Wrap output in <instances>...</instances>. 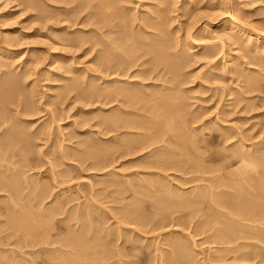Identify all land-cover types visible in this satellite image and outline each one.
Segmentation results:
<instances>
[{
    "label": "bare ground",
    "instance_id": "6f19581e",
    "mask_svg": "<svg viewBox=\"0 0 264 264\" xmlns=\"http://www.w3.org/2000/svg\"><path fill=\"white\" fill-rule=\"evenodd\" d=\"M5 1L6 0H3L0 4ZM8 1L17 2V4L23 6L27 5L28 2L33 8L35 6H33L34 2L32 1V3L29 0ZM128 1L129 0H91L93 4V6L91 5V11L94 13V15H92L94 21L92 23V27L90 28V31H92V33L90 32L91 35L84 34V36L80 34L81 32L78 34L77 31H79V29H74L69 32L71 35L68 34V37H65V40L63 37V40H61L62 38L60 39V43L62 45L79 46L80 48V46L87 44L88 50L92 49L96 52L95 57L97 58H93L95 62L93 63L94 60H92V63L96 66L95 69L97 68L99 70V74L101 75L95 77L90 73L88 77L93 79H88L89 81L84 82L86 84L82 89H80L82 86H80V88H78L79 86H76V83L79 85L77 81L76 83L72 82L71 84H74L72 85L73 89L75 88L77 90L79 93L77 95H80V97L84 96L88 99L95 97L99 98L97 100L101 101L104 106H107V104L112 105L109 108L110 113L108 110L107 115L106 113L105 115L103 114L104 116H101L102 119H100L102 122L100 123L103 134L113 133L111 140L114 139L113 146L108 145V147H105L104 145V148L106 149L105 151L104 149L102 150L107 156L105 157L104 155L102 162L106 160L108 161V159L111 162L117 161L116 158H119L120 156L130 155L140 150L143 151V149L148 151L150 148L148 151L150 155L152 154L151 152H154L155 150L158 152H154L152 154L153 159L151 158L150 160L145 161L146 165L143 164L145 167L142 169L157 168L159 170L158 172H160V170H166V167H175L174 164H176L179 170L184 168L189 173L198 174L193 175L191 179L193 181L204 180V177L202 176L203 174L213 175L216 173L214 176L211 175L209 178L208 176L206 177L207 180L210 181H208V187L206 186L204 189L202 187L203 190L200 191L199 194H195V191L192 197L188 196L189 198L186 197L187 199L185 200L179 198L182 197L179 196L180 192H185L183 188L179 191V187L177 188L178 191H176V189L172 190L170 187L169 190L167 189L166 193L163 192V195L160 193V197L156 194V196H158L157 199L154 193L153 195L156 199H154V202H157L156 204L160 205V212L159 214H157L158 212L156 214L154 213L155 216L158 215V218L154 221L156 223V227H153L157 228V223H163L167 219L166 217L170 211L172 213L173 211L183 212V210L185 211L187 208L188 210L189 208H193L192 211L187 210V214H189V223H193V229L195 231H202L203 233L210 232L209 235H207L210 241H213L215 244L220 243L228 246H225L222 249L233 252V254H235L234 261L237 259L248 263L250 261L257 263L263 262L264 174H262L261 168H264V149L262 150L260 147L257 150L259 146L256 144L255 146H258L257 148L252 147L256 148V153L253 152V149L250 150L251 147L249 148V153L244 152V149L242 151V148L233 149L229 157L230 159L232 157V160L236 159L238 161V167L234 171L225 170L228 167V164L230 165V163H226L225 161V163L220 165L217 164L216 166L214 165V167L204 165L206 160H213L217 153H209L206 155V153H204V150L207 149L206 146L203 148L201 145L195 143V137L193 135H189L191 132H188V134L186 132L187 130H185L186 127H184L186 122V113L184 110L185 105L182 103V98L185 97V94L180 85L186 81L182 71L183 67L186 65V61L188 60V54L187 51L181 49V45V50H177V46H179V43H177L178 41H169L170 37L166 34L167 30H169V27L167 28L166 26H168L171 18H167L168 15L166 16V11L168 10L160 7V5L165 6L168 2L166 0H153L151 4L154 3L155 11L152 10L150 12L149 10H146L147 14H149L147 15L146 12H144L148 17L145 16L147 18H138V16H135L133 11H131L132 6H129L131 3ZM169 11L171 10L169 9ZM228 15L230 16V14ZM5 17L7 19L5 14H0L1 21ZM233 23L232 21H229L228 23L217 22L213 25L214 29H221L226 35L223 37L222 32L220 36V34L216 33V31L214 34L216 33L217 36L225 38V42L227 40L230 43H237L239 41H245L246 43V41H249L251 37H253L252 39L255 43L264 41V35H261L259 32V34L255 32L250 35L245 34L244 29L239 28ZM62 41L65 43H62ZM189 41H191V39ZM248 41L246 46L250 43H248ZM20 45L21 41L18 37L6 35V37L1 38L0 36V264H142V261L144 260L140 259L141 256L136 252V248L134 249V247H136V245H134L135 242H133L131 246H127L124 243L126 242L128 244L129 240L125 241L127 238H124L121 239L123 243L122 245L117 244L119 242L118 241L115 245L113 244V246L111 244L113 239H111V237L113 236V233L110 231L105 233V230L98 229L93 224L85 223V221H92V218L91 221L89 219L91 215L89 214L88 209L85 210L86 212L83 211L84 209L82 210L85 212V215L87 214L86 217H82L81 213L83 212L80 213V210L78 209L79 214L67 213L65 217L62 216V219L59 217V214L62 215L67 211L63 209L64 207L61 208L63 204L61 205L59 202L60 205L58 204L54 207L53 205L54 203L56 204V200L53 202V198L52 201L50 200L52 204L50 203L49 205H46L47 202H44L47 200L46 198L49 197L50 193H52L49 190L51 188L50 185L47 186L46 184L38 183L39 181H34L32 177L33 175L31 176V179L25 175L28 174V170L35 169L34 166L30 164V157L33 150L32 148L30 149L32 141H34L35 138L40 139V135L44 136L45 134H49L50 132L48 133V126H51L50 123L54 122L56 118L54 119L55 114L51 115L49 118L50 123L47 122V124L38 125V127L35 126L36 128H34L31 132L24 129L26 124L22 125L24 123H31V121L28 122L29 120L22 117L26 114H34L31 112L33 111V108H31L33 105L30 106L31 104L25 102L27 98L24 100L23 95L20 96L23 94L20 89V93L22 92L21 94L16 88V90L13 88L18 85L15 84L19 81L16 82L14 81V79H16L15 77H13V79L9 76L14 75L18 77L19 80H24L23 73L25 71L23 69L30 68L31 64H33L31 62H34L35 60L31 61L29 59L30 61H28L27 58L24 60H18V57L21 54L20 52H22L19 47ZM244 45L243 47L246 48ZM249 46L247 48H249ZM205 48L206 47L200 51H196V53L198 52L197 54L200 58L202 57L207 59L208 56L211 57V53L209 54L210 51H206L208 46L207 49ZM56 59L58 60V58ZM74 67L75 66H73V68ZM17 69H19V71H17ZM14 70H16V72ZM78 74L84 75L86 73L84 72V74ZM153 80H157L156 82L160 83H156ZM96 81L100 83H95ZM257 81L256 77H250V80L246 83L248 85V90L255 89L258 86L259 81ZM13 84L15 86L12 87ZM153 87H159V89L157 90ZM5 108H8L11 113L9 114L10 111L8 110L5 112ZM30 125L31 124H29V126ZM124 134L129 135V137L121 138L120 136ZM88 141L87 144L85 143L87 146L83 149H87V147H90L91 149L96 148V150L99 149L97 147H99L100 144L96 145L94 139H91V142ZM237 141L242 142V138ZM107 144L110 143L108 142ZM172 145H177V147L179 146L180 150L178 149L176 152L174 149L172 150L168 148L170 146L173 147ZM34 146H36V144ZM67 147L69 148V146ZM62 150L61 157L69 158L70 154L67 153L68 150L66 152L64 148ZM78 153L80 154V152ZM83 153L84 151L82 154ZM95 154H93L92 151V155L95 156ZM147 154L148 153L145 155ZM99 155L96 156L100 157ZM176 155H178V157L181 155L185 158L173 160L172 158ZM109 157L112 158L110 159ZM176 159L178 158L176 157ZM85 161V157L82 156L81 162L84 163ZM93 161L95 162V160ZM175 161L178 163H175ZM49 163L52 165V161L50 162L49 160ZM95 164H99V160H97V163ZM52 167L53 166H51V169ZM97 167H99V165ZM26 168L28 169L27 172L25 171ZM59 172L56 173L55 171L50 170L49 174L51 176V182L53 181L57 184L62 180L58 181V176H61L63 171L60 172V174ZM143 173H147L149 175L152 174L147 170L145 172L143 171ZM28 175L30 176V174ZM160 177L162 178V175ZM164 177L168 176L165 175ZM159 180L161 179L153 178L147 181L150 183V186L153 183L159 185L161 182L164 184L162 180L160 182ZM162 184H160L161 187L166 186ZM128 185L131 184L128 183ZM128 185L127 188L133 186V184L130 187H128ZM152 186L154 187V185ZM166 188L164 187V191ZM119 189L121 191L123 190L122 185H119ZM159 189L156 191L159 192ZM132 191L134 192V190ZM137 192L135 189V193ZM65 204L66 203H64V205ZM56 206L58 208H56ZM81 207L84 206L81 205ZM200 207L201 209H199ZM199 210H201V212H199ZM138 211L136 212L137 216L133 219L142 225L147 223L146 220L145 222L143 221L145 219L144 214L141 216ZM126 213L130 212L128 211ZM56 215H58V219H60L59 221L63 224V227H54L55 222H59L58 219H55ZM169 215V219L166 220L169 225L174 221V223L181 222L180 219L181 217L183 218V216L179 214H176L179 216H173V218L172 216L169 217ZM72 218H74L75 222H71ZM194 218H197V220L193 222ZM162 223L160 225L165 224ZM119 228L117 226L118 230ZM57 229L62 231L59 232ZM108 233L112 234L111 237ZM114 234L116 237L117 235L120 236V232L118 234ZM187 236H190L189 233ZM169 239L166 244L168 243L170 253L169 251L167 252L169 254L166 252L165 254L159 252V256L153 253L155 256L151 258L154 259L149 258V261H147L146 264H185L186 260H189L190 257L188 256L190 252L187 254V250L185 249L187 246L184 248L182 247V244H184L185 241L181 243L180 246V242L176 243L175 240H173L174 238L171 239L170 237ZM188 248L190 247L188 246ZM39 253H41L42 256H40Z\"/></svg>",
    "mask_w": 264,
    "mask_h": 264
},
{
    "label": "rangeland",
    "instance_id": "374dc122",
    "mask_svg": "<svg viewBox=\"0 0 264 264\" xmlns=\"http://www.w3.org/2000/svg\"><path fill=\"white\" fill-rule=\"evenodd\" d=\"M2 1L0 0V3ZM29 1L34 2H32L33 6L35 5L34 8L30 6L28 2L27 5L30 7L27 5H19L17 2H11L8 0L0 4V14L3 13L5 16H7V19L6 17L2 21L0 19V36L1 38L6 37V35L18 37L21 41V45L19 47L22 50L18 60H24L27 58L28 61H36L31 62L34 64V66L31 64V67L29 66L30 68H28L29 70L23 69L25 71L24 73L26 74L25 76L23 73V78L25 81L19 80V78L14 75L9 76L12 78L15 77L17 79L16 80L13 78L14 81H19L15 84H18L17 86L13 84L12 87L15 86L13 88H16L19 93L21 90L23 94H21V92L20 96L23 95L24 100L27 98L25 102L31 104L30 106L33 105L31 108H33L32 110L34 112H31L34 114H26L28 116L24 114L25 116L22 117L24 119L26 118V120H29L28 122L31 121V123H29L31 124L30 126L27 123L22 124L28 125H25L24 129L28 130V132H31L34 130V128L38 127V125H43L45 123L47 124V122L50 123V116L55 114V121L50 123L51 126H48V133H50L45 134L44 136L40 135V139L35 138L34 141H32V146L30 149L32 148L33 150L30 157V164H32L35 169L28 170L26 168L25 170L26 172L28 170L27 173L30 174V176L25 174L27 177H30L29 179H31V176L33 175L32 177L34 181H39L38 183L46 184L47 186L50 185L52 188H48L52 193H50L51 196L49 195V197L46 198L47 200L44 201L45 203L47 202L46 205L51 203L52 198L53 202L56 200V204L54 203L53 205L54 207L55 205H58L59 202L61 205L66 203L64 206H61V208L64 207L63 209H65V211L67 210L66 213H63L62 215L59 214V217L62 219L67 213L76 214L78 213V209L80 210V213L88 209L89 214L91 215L89 219L91 221L92 218V223L86 221L85 223L93 224L98 229L105 230V233L109 231L113 233L112 237V234L108 233L110 234L111 239L113 238L111 242L112 245H115L118 241L119 242L117 244L122 245L123 243L121 239L124 238H127L125 241L129 240L128 244L126 242L124 243L127 246H131L133 242H135L134 245H136V247H134V249L136 248V252L141 256L140 259L144 260L142 261V264H146L147 261H149V258L154 259L151 257H154L156 254L159 256V252L165 254V252L167 253L169 251L170 253L168 243L166 244L170 237L171 239L174 238L173 240H175L176 243L180 242V246L181 243L185 241L184 244H182V247L184 248L187 246L185 248L187 250V254L190 252L188 256L190 257L189 260H186V263L183 262L185 264H264V261L258 263L254 261H250L248 263L246 261L243 262L237 259L234 261L235 254H233V252H229V250L222 249L226 245L220 243L215 244L213 241H210L207 236L210 232L203 233L202 231H195L193 229V223H189V214H187L188 211H192L193 208H189V210L187 208L185 211L183 210V212L173 211L175 215L170 211V215L168 214L169 217L172 216V214L173 216H179L184 213L182 215L183 218L181 217L180 219L181 222L174 223V221L169 225L168 221H166L169 219L167 215V219L163 222L165 224L161 222L165 226L160 225L161 223H157L159 227L157 226V228H155L156 223L154 221L158 218V215L155 216V214L157 212V214H159L160 205H157V202H154V195L156 196L157 194L160 197L159 194L161 193V195H163V192L166 193L167 189L169 190L170 187L172 190L176 189V191H178V189L180 191V189L182 190L183 188L185 192H180L179 196L182 197L179 198L185 200L189 198L188 196L192 197L195 191V194H199V192L202 191L204 187H206L210 182L206 177L208 176L209 178L212 174H203L202 176L204 177V180L193 181L191 180L193 175L198 174L189 173L184 168L179 170L176 164H174L175 167L171 166L173 165L171 164V168L166 167V170H160V172H158L159 170L157 168L142 169L145 167L143 166L145 161H148L151 158L153 159L152 154L154 152H158L155 150L154 152H151L152 154L150 155L148 152L150 148L148 151L143 149L144 152L140 150L130 155L120 156L119 158H116L117 161L111 162L108 159V161L106 160L107 162H102L104 155L105 157L107 156L104 152L106 149L104 148V145L105 147H108V145L113 146L114 139L111 140L113 133L103 134L101 129L102 122L100 119H102L105 113L107 115L108 110L112 105L107 104V106H104L101 101L97 100L99 98L93 97L91 100L90 98L88 99L84 96L80 97V95H77L79 94L77 90L75 88V90L73 89L72 85L74 84H71L72 82L76 83L77 81L79 85L76 83V86H79L78 88L82 86L80 88L82 89L86 84L84 82L93 79L88 77L90 73L95 77L101 75L99 74V70L97 68L95 69L96 66L93 65L95 62L93 58H97L95 57L96 52L92 49H89V51L87 44L84 46L82 45L79 48V46H66L65 44L62 45L60 43V39L63 37L65 40L68 37V34L71 35L69 32H71V30L73 31L74 29H79V31H77L78 34L81 32V35H91L92 31H90V28L92 27V23L94 21L92 18L94 13L91 11L93 4L91 0ZM152 1L153 0H129L128 2L131 4L128 5L132 6L131 11H133L135 16H138V18H147L149 13L147 14L146 10L151 12L155 9L154 3L151 4ZM166 1L168 4H165V6L160 5V7L165 8L168 11L169 9L171 10L169 11V14L168 11H166V16L168 15L167 18H171L169 20L170 22L168 21V26H166L167 28L169 27V30H167L166 34L170 37L169 41H178L177 43H179V46H177V50H185L188 54V60L185 63L186 65L183 67V71L181 69V71L184 73L182 74L186 81L180 85V87L183 88L185 94V97L182 98V103L185 105V121L187 122H185V130H187V133H192L188 134L195 137V143L201 145L203 148L206 146L207 149L204 150L206 155L209 153H217L213 160H206L204 165L214 167V165L216 166L217 164L220 165L226 162L230 163V165L228 164V167L225 170L234 171L238 167V161L234 158V160H232V157L231 159L229 157L233 149L235 150V148H242V151L244 149V152L246 153H249L251 149H253V152L256 153V148L258 146L259 147L257 150L260 147L262 150L264 149V54H262L264 53V41L255 43L252 39L253 37H251L249 41L247 40L248 43L250 42V46L249 44L246 46L247 41L246 43L245 41H243L244 43L242 41L230 43L227 40L225 42V38H223L225 37L224 35H226L225 32L221 29L215 30L213 25H215L217 22L228 23L229 21H232V23L234 22L233 24H236L239 28L244 29L245 34L250 35L253 32H259L261 35H264V0ZM228 14H230V16ZM208 19L211 21L209 22ZM215 31L216 33L220 34V36L223 32V37L221 38L220 36H217L216 33L214 34ZM63 38L61 40H63ZM189 38L191 41H189ZM62 43L65 42L62 41ZM243 45L246 46V48L243 47ZM202 46L206 47L205 49H207L208 46L206 51H210L209 54L211 53V57L208 56L207 59L202 57L200 58V56L197 54L198 52L196 53V51L202 50L204 48ZM248 46L249 48H247ZM56 58H58V60ZM92 60H94L93 63ZM73 66L75 67L73 68ZM14 71L16 72V70ZM17 71H19V69H17ZM83 71L86 74H84ZM215 71L219 73L217 74ZM78 73H83L84 75ZM249 76L256 77V79L260 82L259 83L257 81L258 86L255 89H249L250 91L248 90V85L246 84L250 80ZM82 77L85 81L82 79ZM153 81L156 82L157 80ZM95 83L100 82L96 81ZM153 88L157 90L159 89V87ZM6 110L10 111L8 108L4 109L5 112ZM10 113L11 111L9 114ZM124 135L120 137H129V135ZM241 138L242 142L237 141ZM91 139H94L96 145L100 144L99 147H97L99 149H91L90 147L83 149L87 146L85 143L87 144L88 140L91 142ZM107 141L110 144H107ZM35 144L36 146H34ZM255 144L258 146H255ZM67 146H69L70 149ZM172 146L173 147L170 146L168 148L178 151L179 146ZM63 148L65 149V152L68 150L67 153L70 154L69 158L61 157ZM102 149H104V151ZM83 151L84 153L82 154ZM92 151L93 154L96 153L95 156L92 155ZM78 152H80V154L85 157L86 161L84 163L81 162L82 156ZM146 153L148 154L145 155ZM96 155H99L100 157H97ZM176 157L178 159H176ZM180 157L176 155L172 159L179 160L185 158L181 155ZM96 159L99 160V164H95L97 163ZM49 160L50 162L52 161V165H50ZM93 160H95V162ZM176 162L177 161H175V163ZM98 165L99 167H97ZM51 166H53L52 169ZM261 169L262 174H264V168ZM50 170H53L56 173L63 171V175L61 173V176H58V181L62 179V182H59L60 184H55L53 181L52 184L51 176L49 174ZM146 170L152 174L149 175L147 173H143V171L145 172ZM161 175L162 178L160 177ZM165 175L168 177H164ZM157 177L164 183L162 184L160 182L161 180H159L160 184L166 186H162V188L159 183V185L151 183L154 185V187L152 185L150 186V183L147 180L153 178L158 179ZM128 183L131 185L133 184V186L128 185ZM54 184L57 188L54 186ZM118 184L120 186L122 185V189L124 191L119 189ZM127 185L128 187L131 186L132 188H127ZM157 187L158 189H161H159V192L156 191L158 190ZM164 187H167L165 191ZM135 189L136 192L138 191L137 193H135ZM132 190H134V192ZM158 196H156V199ZM81 205L84 207H81ZM56 208L58 207L56 206ZM199 209H201V207ZM135 210H137L138 213L140 212L139 215L141 216L144 214L145 217H143L145 219L143 221L145 222L146 220L147 223L142 225L134 220V217L137 216V211ZM125 211H129L130 213H126ZM85 212L81 213L82 217H86L87 214L85 215ZM199 212H201V210H199ZM55 217L57 220L58 215ZM130 219H133L134 222ZM59 220L60 219H58V221ZM196 220L197 218H194L193 222ZM71 222H75L74 218H72ZM57 226L60 228L63 227V224L60 223V221H56L54 227L56 228ZM117 226L118 228L120 227L119 230L117 229ZM61 231L59 230V232ZM119 232L120 236L117 235V237H119L117 238L114 233L118 234ZM188 233L191 238L190 236H187ZM188 246L190 248H188ZM39 254L42 256L41 253Z\"/></svg>",
    "mask_w": 264,
    "mask_h": 264
}]
</instances>
